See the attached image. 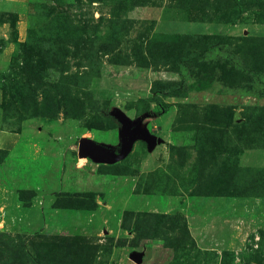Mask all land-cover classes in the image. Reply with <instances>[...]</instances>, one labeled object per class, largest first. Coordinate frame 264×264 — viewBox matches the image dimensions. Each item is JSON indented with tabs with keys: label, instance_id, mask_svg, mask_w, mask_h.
<instances>
[{
	"label": "rangeland",
	"instance_id": "374dc122",
	"mask_svg": "<svg viewBox=\"0 0 264 264\" xmlns=\"http://www.w3.org/2000/svg\"><path fill=\"white\" fill-rule=\"evenodd\" d=\"M0 264H264V0H0Z\"/></svg>",
	"mask_w": 264,
	"mask_h": 264
},
{
	"label": "water",
	"instance_id": "95a60500",
	"mask_svg": "<svg viewBox=\"0 0 264 264\" xmlns=\"http://www.w3.org/2000/svg\"><path fill=\"white\" fill-rule=\"evenodd\" d=\"M149 116V114H145L131 121L119 112L118 115H115V118L120 124V144L116 147H110L88 138H82L79 142V156L88 157L97 164L111 165L124 161L131 154L137 142H144L147 146L153 145L156 143V139L147 133H131L144 118ZM132 259L137 263L142 260L138 255H133Z\"/></svg>",
	"mask_w": 264,
	"mask_h": 264
},
{
	"label": "trees",
	"instance_id": "16d2710c",
	"mask_svg": "<svg viewBox=\"0 0 264 264\" xmlns=\"http://www.w3.org/2000/svg\"><path fill=\"white\" fill-rule=\"evenodd\" d=\"M160 108H161V111L163 112V111H165V107L164 106H160Z\"/></svg>",
	"mask_w": 264,
	"mask_h": 264
}]
</instances>
